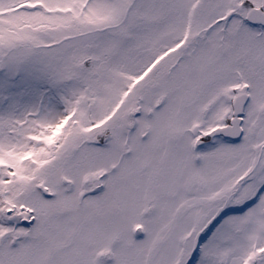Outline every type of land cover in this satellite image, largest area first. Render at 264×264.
I'll return each mask as SVG.
<instances>
[{"label": "snow or ice", "instance_id": "obj_1", "mask_svg": "<svg viewBox=\"0 0 264 264\" xmlns=\"http://www.w3.org/2000/svg\"><path fill=\"white\" fill-rule=\"evenodd\" d=\"M0 264H264V0H0Z\"/></svg>", "mask_w": 264, "mask_h": 264}]
</instances>
